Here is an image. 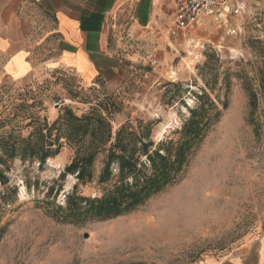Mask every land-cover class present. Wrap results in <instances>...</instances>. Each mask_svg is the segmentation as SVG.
<instances>
[{"label":"rangeland","instance_id":"obj_1","mask_svg":"<svg viewBox=\"0 0 264 264\" xmlns=\"http://www.w3.org/2000/svg\"><path fill=\"white\" fill-rule=\"evenodd\" d=\"M242 1L239 18H213L172 35L180 43L168 65L163 45L131 38V17L112 18L107 45L121 61L118 88L84 86L66 71H43L28 85L0 80L5 125L0 133L10 129L13 116L25 119L22 126L31 117L51 123L61 108L81 115L109 96L119 108L110 118L113 131L128 121H152L151 139L157 144L174 138L188 116L186 108L195 107L202 92L219 109L227 99L182 179L123 216L81 225L50 217L46 203L63 206L76 182L71 176L60 180L73 149L62 148L42 166L15 160L7 177L9 188L16 187V201L0 207V264H220L258 247L264 238V0ZM137 54L150 60L136 58L125 66L127 57ZM247 88L257 98L253 113ZM29 131L24 127L19 134L26 137ZM109 187L91 184L77 192L94 197Z\"/></svg>","mask_w":264,"mask_h":264},{"label":"trees","instance_id":"obj_2","mask_svg":"<svg viewBox=\"0 0 264 264\" xmlns=\"http://www.w3.org/2000/svg\"><path fill=\"white\" fill-rule=\"evenodd\" d=\"M226 88L229 89V82ZM186 92L183 90L181 94ZM247 92L253 113L257 98L250 88ZM105 99V103L99 102L81 115L69 107L61 108L51 123L40 117L29 118L24 126L19 122L25 119L17 121L16 116L8 121L10 129L0 133V186L4 188L0 207L16 201V187L9 188L7 177L11 163L20 160L42 166L68 147L74 150V155L60 174V180L71 176L76 182L65 196L63 206L46 203L50 217L58 223L81 225L128 214L182 179L200 144L227 108L226 98L219 109L218 102L202 92L196 96L197 105L186 108L188 116L173 132L174 138H164L156 144L151 139L156 124L152 121H128L113 131L110 118L119 108L111 97ZM181 99L182 96L179 103ZM3 127L0 122V129ZM24 127L30 128L26 137L19 134ZM91 184L110 187L100 196L78 194L79 187ZM51 193L52 190L48 196ZM3 231L1 227L0 239Z\"/></svg>","mask_w":264,"mask_h":264},{"label":"crops","instance_id":"obj_3","mask_svg":"<svg viewBox=\"0 0 264 264\" xmlns=\"http://www.w3.org/2000/svg\"><path fill=\"white\" fill-rule=\"evenodd\" d=\"M124 13L131 17V38L163 45L167 65L176 58L173 0H0V80L28 85L43 71H66L84 86L120 87L121 61L108 50L107 37L110 20ZM127 58L125 66L150 60ZM220 264H264V238L251 252Z\"/></svg>","mask_w":264,"mask_h":264},{"label":"built area","instance_id":"obj_4","mask_svg":"<svg viewBox=\"0 0 264 264\" xmlns=\"http://www.w3.org/2000/svg\"><path fill=\"white\" fill-rule=\"evenodd\" d=\"M173 4V30L178 32L192 30L213 18L226 21L244 13L242 0H173ZM236 29H231L229 34L236 35Z\"/></svg>","mask_w":264,"mask_h":264}]
</instances>
